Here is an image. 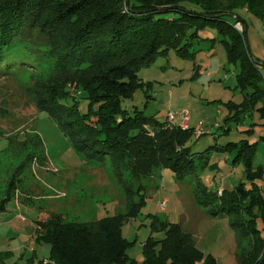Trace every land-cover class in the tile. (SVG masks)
Wrapping results in <instances>:
<instances>
[{
  "label": "trees",
  "instance_id": "16d2710c",
  "mask_svg": "<svg viewBox=\"0 0 264 264\" xmlns=\"http://www.w3.org/2000/svg\"><path fill=\"white\" fill-rule=\"evenodd\" d=\"M246 13L264 24V0H0V54L14 42L40 38L41 54L53 61L56 71L66 74V82L79 80L80 90L73 97L68 84L59 82L49 88L41 108L60 118L63 131L79 137L91 156L110 157L119 180L133 182L127 191L136 193L142 187L139 180L156 168L169 167L177 177L203 168L197 158L205 157L209 148L197 156L191 151L193 127L159 122L138 108L131 111L123 106L139 88L150 97L151 82L143 81L139 70L171 49L190 56L199 29L218 25L222 38L216 39L237 69L235 88L244 99L228 118L237 120L250 111L259 113L264 125V75L248 51L244 29L236 26L247 24ZM82 99L87 101L83 112ZM232 144L238 147L234 162L246 161L247 181L237 183L224 201H209L208 206L214 208L213 215L236 207L238 264H264V225L258 226L259 219L264 224V190L258 183L264 167L252 166L256 142L244 139L220 148L231 150ZM125 166L128 175L122 174ZM226 191L210 193V197L224 198ZM10 196L11 192L0 200V210ZM229 203L232 209L226 208ZM141 204L131 203L125 214L98 220L66 221L59 214L38 221L36 237L50 245L51 253L38 261L30 256L25 264H217L181 224L159 220H154L142 247L143 260L129 257L135 241L123 237L122 225L138 214ZM153 231H163L164 236L156 238ZM12 257L10 250L0 251V264H20L8 262Z\"/></svg>",
  "mask_w": 264,
  "mask_h": 264
},
{
  "label": "rangeland",
  "instance_id": "374dc122",
  "mask_svg": "<svg viewBox=\"0 0 264 264\" xmlns=\"http://www.w3.org/2000/svg\"><path fill=\"white\" fill-rule=\"evenodd\" d=\"M245 15L248 48L262 63L260 68L264 75V24L250 13ZM229 20L234 21L230 17ZM238 26L243 30L242 23ZM198 34L190 47V56L183 57L171 49L141 68L140 78L151 82L150 97L139 88L123 106L131 111L138 108L159 122H164L170 111L189 110V125L196 128L203 120L205 130L200 137L194 134L190 139L191 151L197 156L209 148L212 150L207 154L210 163L183 177L175 176L169 167H161L152 177L139 180L138 186L143 188L136 193L127 191L133 182L119 180L110 157L102 161L98 156H91L90 149L81 147L79 137L63 131L60 118L41 108L49 88L59 82L68 84L72 91L75 86L71 96L78 97L79 80L65 81L66 74L56 71L53 61L39 51L38 37L14 42L4 49L0 54V199L10 192L13 196L0 210V250L13 252L8 262L18 260L25 264L30 256L37 261L50 256V245L40 243L36 237L38 219L60 214L66 221L85 222L125 214L131 203L142 202L138 214L128 217L122 225L123 237L135 241L128 250L129 257L136 258L143 255L142 243L148 239L154 220L177 222L186 225L188 231L192 232L191 227L198 231L201 222L212 220L209 214L214 208H210L208 202L224 201L232 190V183L243 179V165L234 168V158L229 157L231 150L221 151L217 145L240 142L242 138L256 142L259 151L253 160L257 166L264 164V125L259 113L254 112L255 123L252 124L251 120L243 125L233 119L227 123L229 100L239 104L243 94L235 88L236 67L227 58L218 25H207L199 29ZM82 101L80 109L83 112L87 101ZM219 108L224 113L221 116L217 113ZM230 109L235 111V108ZM179 121L177 116L176 123L180 124ZM228 126L230 129L225 131ZM47 159L55 173L48 170ZM204 160L197 158L199 163ZM215 162H221L218 168L213 166ZM101 172L107 180L109 177L108 187L89 185L92 176ZM122 174H129L127 166ZM259 182L264 190V172ZM219 187L227 189L225 197L217 194L210 197ZM164 199L167 203L162 209ZM228 205L230 207L226 208H233L231 203ZM221 214L224 215L214 220L216 225L225 224L228 237L235 241L237 230H240L233 225L239 215L236 207ZM263 225L259 219V228ZM152 235L162 238L164 232L153 231ZM241 240L245 244L248 242Z\"/></svg>",
  "mask_w": 264,
  "mask_h": 264
},
{
  "label": "crops",
  "instance_id": "0c3cea01",
  "mask_svg": "<svg viewBox=\"0 0 264 264\" xmlns=\"http://www.w3.org/2000/svg\"><path fill=\"white\" fill-rule=\"evenodd\" d=\"M240 23H242V22H240ZM243 24V23H242ZM235 73H234V75H236V73H237V69H236V71H234ZM235 81H236V78H235ZM235 86H236V82H235ZM241 91V90H240ZM242 92V91H241ZM241 94H243V92L241 93ZM243 99H244V94L242 95V100L239 102V103H241L242 101H243ZM235 101L234 100H232V99H230L229 100V105H228V109H229V117L230 116H232L234 113H235V111L233 112V111H230L231 109L230 108H236L235 107V104L236 103H234ZM238 104V103H237ZM217 113H218V115H222V114H224L223 113V110L222 109H218L217 110ZM257 115H258V113H256ZM255 113L254 112H250V111H248V112H246V113H243V114H241L240 115V117L236 120V119H233V120H236L237 121V123L239 124H243V125H246L247 123L246 122H248V121H250L251 120V124L252 123H255L254 122V119H255ZM260 117V116H259ZM231 120L232 119H229V121H227V123H229V122H231ZM164 121H167V117H166V120H164ZM201 121H203V120H201ZM180 122V121H179ZM226 123V124H227ZM218 123H216V125H217ZM250 124V125H251ZM249 125V126H250ZM228 128L230 129V126H228ZM252 130V129H251ZM263 136H264V134H263ZM245 138H242V139H240V140H244ZM249 141V140H248ZM230 142H234V143H237L238 141H228L226 144H228V143H230ZM226 144H222V145H217V147L218 148H220V147H222V146H224V145H226ZM215 146V145H214ZM230 147H233L232 149H231V151L229 152V157H231V158H234V155L236 154V152H237V150H236V148H238L237 146H235L234 144H232ZM219 150H221V151H223V149L222 148H220ZM212 151V150H211ZM211 151H209V152H211ZM259 150H258V146H257V151H256V154H257V152H258ZM208 152V153H209ZM208 153H206L205 154V157H203L202 159L204 160L203 162H201V168L202 167H204V166H206L207 167V165L210 163V156H208L207 154ZM106 158H108V157H105V158H102L101 160L102 161H106ZM46 161V163H47V165L49 166L48 167V170H51V171H53L54 173H55V171L54 170H52V166H50V162L48 161V159L47 160H45ZM228 162L230 163V160H228ZM245 162L246 161H244V159H239V162H232L233 164V167L235 168L236 166H239V165H243V173H244V176H243V179L242 180H240V182H246L247 181V179H246V173H245ZM221 163V162H220ZM219 162H217V164H216V162H215V164H213V166H216L217 168H218V166L217 165H219L220 164ZM236 165V166H235ZM261 165H264V164H261ZM252 166L253 167H255V166H257V164H255V161L253 160V164H252ZM237 169H238V167H236ZM112 169H113V164H112ZM157 169H159V168H156L153 172H152V174L150 175V177H152L153 176V174H154V172L157 170ZM161 169V168H160ZM93 177V181H90V183H89V185H91V184H97L98 186H102L103 188L108 184V182H109V177H108V180H107V178H106V175L104 174V173H102L101 172V174L100 173H98L97 175H94V176H92ZM231 177V176H230ZM227 180V179H226ZM261 179H258V183L260 184V181ZM231 182L233 181V180H230ZM236 184H233L232 183V187H231V189L235 186ZM260 186H261V184H260ZM107 187H108V185H107ZM262 187V186H261ZM108 189V188H107ZM220 189V187L217 189V191ZM222 189H224V188H222ZM262 189H263V187H262ZM104 192H105V190H104ZM20 197H18V201H19V203H21V200L19 199ZM1 200V199H0ZM127 212V211H126ZM209 214V213H208ZM210 216H212V220L210 221V220H208L207 222H205V223H203V222H201L200 223V225H198V231L197 230H195V229H192V227H191V230H192V232L191 231H189L190 233H192L194 236H195V239H196V242H197V246H198V248L201 250V251H203L204 253H206V254H212L214 257H215V259H216V262H217V264H238V252H239V243H238V234H236V237H235V241H234V239L232 240V239H230L229 237H228V227L225 225V224H221L222 226L221 227H219V224L218 225H216V223H215V218L216 217H220V216H223L224 214H219V215H211V214H209ZM50 216V215H49ZM48 216V217H49ZM48 217H45V219L46 218H48ZM45 219H43V220H45ZM96 220V219H95ZM98 220V219H97ZM38 221H41V219H38ZM37 221V222H38ZM181 224V223H180ZM205 225V227H203L202 228V225ZM184 228H186L185 226L186 225H183V224H181ZM36 226H37V223H36ZM186 231H188V229H185ZM203 233H202V232ZM235 232V231H234ZM236 233V232H235ZM234 233V234H235ZM143 245H144V243H142V247H143ZM245 245V244H244ZM0 251H4V250H0ZM11 251V250H10ZM12 252V251H11ZM13 253V252H12ZM44 259H46L47 257H43ZM136 260H138V261H142L143 260V255L142 254H140V255H138L136 258H135ZM201 264V263H200Z\"/></svg>",
  "mask_w": 264,
  "mask_h": 264
},
{
  "label": "built area",
  "instance_id": "2783aa9c",
  "mask_svg": "<svg viewBox=\"0 0 264 264\" xmlns=\"http://www.w3.org/2000/svg\"><path fill=\"white\" fill-rule=\"evenodd\" d=\"M239 24V23H238ZM238 24L236 25L240 30V26H238ZM73 91H75V86L73 87ZM72 91V92H73ZM77 93V92H76ZM78 95L80 94V91L77 93ZM177 116L178 118L181 120L180 124H178L179 126H181L183 129H187V128H191L192 126L189 125V121L191 119V112L189 110H183V111H180V112H173V111H170L168 113V116H167V122L171 125H176V119H177ZM203 124L204 122L203 121H200V123L196 126V128H193L194 129V134L197 136V137H200L201 135H203L205 133V130L203 128ZM218 125V124H217ZM222 191L223 189L220 188L218 190V193L219 195L222 194ZM167 201L166 199H164L162 202H161V207L162 209H164L163 207L166 205ZM47 262V261H46ZM49 264H56L54 262H50Z\"/></svg>",
  "mask_w": 264,
  "mask_h": 264
},
{
  "label": "water",
  "instance_id": "95a60500",
  "mask_svg": "<svg viewBox=\"0 0 264 264\" xmlns=\"http://www.w3.org/2000/svg\"><path fill=\"white\" fill-rule=\"evenodd\" d=\"M238 19H240V18H238ZM243 24H244V37H245V39H246V42H247V44H248V28H247V24L245 23V22H243ZM248 51H249V48H248ZM250 52V51H249ZM256 61V64L258 65V66H261L262 65V63L261 62H259L258 60H255Z\"/></svg>",
  "mask_w": 264,
  "mask_h": 264
}]
</instances>
